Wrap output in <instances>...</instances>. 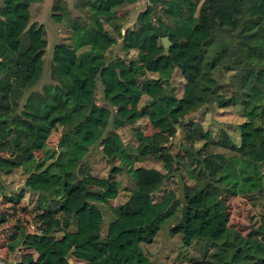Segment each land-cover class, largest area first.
<instances>
[{
	"label": "trees",
	"instance_id": "1",
	"mask_svg": "<svg viewBox=\"0 0 264 264\" xmlns=\"http://www.w3.org/2000/svg\"><path fill=\"white\" fill-rule=\"evenodd\" d=\"M33 1L0 4V196L14 204L35 198L33 208L44 215L68 211L72 229L20 228L7 243L13 263L0 264H153L139 239L171 221L184 248L203 244V256L188 264H264V231L242 235L231 227L222 200L264 192V0H147L132 26L119 11L139 0H76L86 18L71 19L72 43L53 51L51 83L27 94L47 40L36 36L22 49L8 41L34 27ZM115 46L135 55L108 57ZM174 75L183 80L180 96ZM208 105L240 109L238 142L223 128L201 132L186 121ZM55 122L61 131L50 145ZM125 128L134 142L123 141ZM199 140L220 151L204 153ZM92 151L130 188L84 169ZM14 170L23 177L17 191L4 179ZM169 180L176 188L156 200ZM202 181L218 200L209 203ZM112 191L125 192L117 206L109 204ZM21 250L29 253L20 257Z\"/></svg>",
	"mask_w": 264,
	"mask_h": 264
},
{
	"label": "rangeland",
	"instance_id": "2",
	"mask_svg": "<svg viewBox=\"0 0 264 264\" xmlns=\"http://www.w3.org/2000/svg\"><path fill=\"white\" fill-rule=\"evenodd\" d=\"M75 2L76 0H34L32 6L33 17L31 20V22L34 23V27L25 30L17 29L9 39L8 44L14 49L25 48L28 41L36 36L44 37L48 43L42 58L44 65L42 66L40 77L35 84L26 90L27 94L33 91H40L44 85L51 83L50 65L53 51L58 47H62L64 44L72 43V36L69 28L71 19H75L76 17L81 19L86 18V10L84 8L77 9L75 7ZM146 2L147 0H139L135 4L128 6L126 10L123 9L119 11L118 16L126 13L125 15L129 21V26H132L137 13L144 9ZM54 8L59 10L53 11ZM104 28L109 31L112 30L109 24H105ZM106 55L108 57L130 59L135 53L134 51H120V49L115 46L110 48ZM137 78L140 82H146L145 77L137 76ZM225 81L226 83L230 81L229 76ZM173 83L176 94L180 96L183 88V80L179 76H175ZM233 84L237 86L239 81L234 80ZM98 99L99 94L97 96V103ZM186 121H193L196 123L195 129L201 130V132L211 131L216 133L220 128H223L231 135L234 141L238 142L237 125L242 121V117L240 116L239 108L228 107L223 110H218L208 105L207 107H202L197 112L189 114L186 117ZM61 126L60 122L52 124L48 144L54 145L57 142ZM141 128L147 134L152 132V129L149 128L145 122L141 123ZM120 134L124 142L135 141L128 128L120 130ZM195 146L196 148H200L204 153L209 151H220V149L212 145L211 142L202 140L197 141ZM36 155L38 154L36 153ZM178 155L184 156L185 154L179 152ZM184 159V161H187L186 158ZM144 164L146 166H155L157 163L146 161ZM84 169H88L91 174L99 177L106 176L110 173L121 183L122 187L130 188L131 186L126 176L118 174L114 169L111 170L109 165L103 161L95 151H92L90 156L85 160ZM4 179L10 184V188L16 191L23 182V177L18 170H14L11 174L4 176ZM201 187L206 188L209 192V203L215 202L220 198L215 190L206 187L204 181L201 182ZM175 188V180H169L162 188L161 192L155 195V199L159 200L168 191ZM124 199L125 192L119 191L116 193V191H112L109 204L111 206H117L122 203ZM222 200L227 208L230 218L229 225L231 227L238 230L242 235L252 234L255 229L264 231V192L252 197L236 196L222 198ZM34 203L35 198H31L28 195H25L18 204L8 202L3 196H0V261L7 260L13 263V254L8 253L7 243L18 234L20 228H24L30 233L50 232L52 227L57 226L72 229L68 224L70 222V214L68 211H62L54 216L44 215L41 211H37L33 208ZM107 214H105L106 220L103 224L102 233H104L107 228ZM174 223L175 222L171 221L166 224L162 230L156 233L147 230L139 239L142 248L153 264H188L192 259H200L203 256V244L193 243L191 247L184 248L181 244V235H173L170 233V228L174 226ZM28 253V250H21L20 257ZM16 257H19V255ZM73 261L75 264H83L74 259Z\"/></svg>",
	"mask_w": 264,
	"mask_h": 264
},
{
	"label": "water",
	"instance_id": "3",
	"mask_svg": "<svg viewBox=\"0 0 264 264\" xmlns=\"http://www.w3.org/2000/svg\"><path fill=\"white\" fill-rule=\"evenodd\" d=\"M162 45L165 49V53L168 52V48L170 46V42L168 40L167 37H164L162 38ZM175 74V73H174ZM184 149H187L186 147H184ZM187 150H190V149H187ZM186 206L183 207V210H182V215H181V224H184V221H185V215H186Z\"/></svg>",
	"mask_w": 264,
	"mask_h": 264
}]
</instances>
